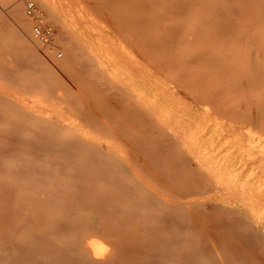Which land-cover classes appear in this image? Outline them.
I'll list each match as a JSON object with an SVG mask.
<instances>
[{
    "label": "bare ground",
    "instance_id": "bare-ground-1",
    "mask_svg": "<svg viewBox=\"0 0 264 264\" xmlns=\"http://www.w3.org/2000/svg\"><path fill=\"white\" fill-rule=\"evenodd\" d=\"M15 1L31 15L27 0ZM36 1L34 15L48 11L58 33L38 37L43 25L33 36L47 46L57 39L67 56L38 53L22 6L12 5L0 45L9 33L18 45L12 57L0 48V74L39 63L60 97L42 100L40 113L57 114L35 129L14 122L0 130V264H264V148L242 169L174 151L150 109L158 102L123 89L169 73L179 85L204 82L194 75L213 66L236 73L242 116L264 135V0ZM103 24L110 34L83 39L84 26ZM105 114L125 152L70 123ZM200 195L201 214L193 208ZM224 201L240 202L242 216L228 205L214 217Z\"/></svg>",
    "mask_w": 264,
    "mask_h": 264
},
{
    "label": "rangeland",
    "instance_id": "rangeland-1",
    "mask_svg": "<svg viewBox=\"0 0 264 264\" xmlns=\"http://www.w3.org/2000/svg\"><path fill=\"white\" fill-rule=\"evenodd\" d=\"M35 2L37 4L36 0ZM15 4L22 6L28 22L26 37L36 51L38 53L46 52L51 58L63 61L67 56V49L62 43L56 39L55 44L47 46L33 36L38 28L46 24L52 25L58 33L55 22L48 11L42 9L41 15L31 16L25 11L24 1L6 0L5 4L0 2L2 14V16L0 15V27L4 28L11 24L8 12ZM78 5L85 9L84 14L91 13V16L94 15L93 11L83 1H80ZM100 26L101 29L96 28V30H93L90 25L84 26L81 31L83 39L88 41L95 35L98 37L102 31L110 34L107 32L110 30L108 27L105 29L104 24ZM198 37L201 38L203 35L198 34ZM11 45L17 47L18 43L13 34L9 33L1 43L0 48L10 57L14 53L10 49ZM205 46L206 43L201 40L199 47L195 50L203 49ZM60 52L62 55H59ZM195 64L198 68L197 74H200L198 70L204 66L205 61L202 60ZM39 65V63H26L13 73L0 74V130L7 128L14 122L22 123L25 128L35 129L38 126L37 123H40L41 117L46 116L47 113L49 116L54 113L55 110L52 107L44 109L48 111L45 113L46 115L39 112L38 106L42 100L47 99L53 103V98L60 97L54 94L51 86L43 80ZM236 76H238L236 73H219L213 66L211 72L205 74L204 77L194 75V77L204 78L206 80L204 82L191 83V81H186L179 85L170 80L173 79V73H169L149 80L144 79L139 86L129 87L126 83L128 86L123 85V89L128 90L130 94L140 95L158 102L150 109L159 122V126L165 127L164 138L169 136L172 139L171 146L174 151L195 152L201 156L202 160L229 158L232 169H242V167L247 166L251 159L259 155L260 148H264L261 144L264 141V135L257 127L260 124H250V121L242 116L243 89L242 84L232 82ZM191 78V74L184 77L185 80H191ZM194 96L200 97L199 104L192 102ZM58 100L62 102L59 98ZM57 110L59 111V108ZM55 113L57 114L56 111ZM102 118L100 123L94 124L88 123L86 120H81L79 123L72 120L70 123L76 124L74 127H76L75 130L79 131V136L103 140L109 144L110 148L125 152L124 136L117 134V130L112 124L113 116L105 114ZM63 122L66 123L67 120ZM194 133L199 134V137L188 140V136ZM117 137H121L123 140ZM198 197L199 199L195 200L193 208L201 214L199 205L202 195ZM228 205L232 209V215L242 216L241 203H230L229 201H224L221 207L213 213V216L216 217L220 210L227 208ZM198 232L200 229L194 231V233Z\"/></svg>",
    "mask_w": 264,
    "mask_h": 264
},
{
    "label": "built area",
    "instance_id": "built-area-1",
    "mask_svg": "<svg viewBox=\"0 0 264 264\" xmlns=\"http://www.w3.org/2000/svg\"><path fill=\"white\" fill-rule=\"evenodd\" d=\"M26 3H27V11H28V13L31 14V15H34L35 5H36L35 1L34 0H27ZM43 24H46V23H43ZM52 28H53L52 25L46 24V25H44L42 27L41 30H39L41 32H39V31L36 32V35L38 37H41L44 40H49L51 35H52V30H53Z\"/></svg>",
    "mask_w": 264,
    "mask_h": 264
}]
</instances>
